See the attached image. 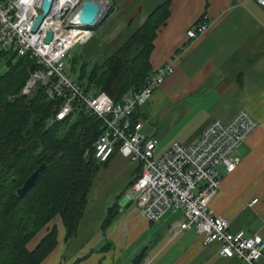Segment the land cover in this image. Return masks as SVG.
<instances>
[{
	"label": "crops",
	"instance_id": "obj_1",
	"mask_svg": "<svg viewBox=\"0 0 264 264\" xmlns=\"http://www.w3.org/2000/svg\"><path fill=\"white\" fill-rule=\"evenodd\" d=\"M162 1L138 0V23ZM197 19L208 29L189 41L184 32ZM174 53L180 57L172 73L135 109L140 132L156 139L154 156H159L173 142L194 141L210 120L227 121L245 110L257 127L236 149L234 169L225 173L218 167V189L209 207L227 220L229 231L264 239V7L253 0H170L168 16L152 40L151 68ZM136 173L137 164L111 155L92 179L75 235L65 241L63 227L56 226V244L44 264H71L81 257L75 264H130L139 255L148 264H243L219 256L218 244H202L192 229L169 233L177 212L148 221L131 205L124 208L121 193ZM113 203L117 214L102 232L100 224Z\"/></svg>",
	"mask_w": 264,
	"mask_h": 264
},
{
	"label": "built area",
	"instance_id": "obj_2",
	"mask_svg": "<svg viewBox=\"0 0 264 264\" xmlns=\"http://www.w3.org/2000/svg\"><path fill=\"white\" fill-rule=\"evenodd\" d=\"M81 1L50 0L46 15L31 31L41 0H0V50L15 57L27 54L38 66L18 93L27 96L37 84L42 85L47 98L59 100L51 121L65 119L76 108L95 116L100 123V132L91 145L95 160L105 162L115 152L139 165V173L132 175L122 193L121 204L130 200L133 209L148 221L158 220L167 210L177 211L179 217L169 225V233L192 229L201 236L202 244L216 242L219 256L258 264L264 257V239L242 230L229 231L227 220L213 214L209 207L218 189V167L225 173L234 169L238 159L233 153L255 129L256 121L243 109L227 121L212 119L194 141L173 142L155 158L156 139L144 136L141 121H132L130 116L172 72L173 61L180 55L174 53L154 67L136 91L124 94L117 102L104 92H85L63 69L72 45H83L92 35V27L73 19ZM90 1L99 7L110 4L108 0ZM253 1L264 7V0ZM207 29L208 24L197 19L184 35L190 41ZM48 31L50 39L44 42ZM130 264H148V258L143 256L138 263Z\"/></svg>",
	"mask_w": 264,
	"mask_h": 264
},
{
	"label": "trees",
	"instance_id": "obj_3",
	"mask_svg": "<svg viewBox=\"0 0 264 264\" xmlns=\"http://www.w3.org/2000/svg\"><path fill=\"white\" fill-rule=\"evenodd\" d=\"M169 4H157L100 61L87 67L81 55L69 54L66 75L85 92H104L115 102L137 90L151 73L152 40L168 16ZM0 61L5 66L0 71V264H38L56 244L54 227L32 250L26 243L55 214L61 218L64 240L75 235L92 179L111 156L101 163L93 157L91 145L100 123L92 114L76 108L65 119L51 121L59 100L47 98L42 85L27 96L18 93L37 67L31 69L33 59L0 51ZM130 118L137 119L135 110ZM40 163L44 167L33 185L18 195L16 189ZM116 214L113 203L100 224L102 232Z\"/></svg>",
	"mask_w": 264,
	"mask_h": 264
},
{
	"label": "rangeland",
	"instance_id": "obj_4",
	"mask_svg": "<svg viewBox=\"0 0 264 264\" xmlns=\"http://www.w3.org/2000/svg\"><path fill=\"white\" fill-rule=\"evenodd\" d=\"M109 1V5L107 6L106 9V15L104 16V18L94 27L92 28V35L90 36V38L86 41V43L90 40V42L86 45H72V47L68 50V53L66 55V57H68L69 54H71L72 52L74 54H79L82 56V61H87L88 65L87 67L92 64L93 62H98L102 59V57L109 53L113 48H115L119 43L122 42V40H124V38L130 34L131 30L133 29V26H135L138 23V20H141V14H139V4H138V0H108ZM106 8V7H105ZM144 18V17H143ZM131 23L130 27L128 29L129 23ZM85 44V43H84ZM93 53L90 51H85V50H89L86 49L88 45L93 46ZM1 51V50H0ZM84 52H87L86 54ZM65 61V58H64ZM5 67V66H4ZM4 67H2V61H0V71L2 69H5ZM33 67H35V65L33 64ZM38 68V66L36 67ZM35 68V69H36ZM32 69V68H31ZM64 72L66 67H63ZM154 68H151V71ZM173 71V70H172ZM172 73V72H171ZM170 73V74H171ZM66 74V72H65ZM29 76V75H28ZM68 76V75H67ZM168 76V75H167ZM28 78V77H27ZM26 78V79H27ZM70 78V77H69ZM72 79V78H70ZM73 80V79H72ZM157 88V87H156ZM155 88V89H156ZM136 91V90H135ZM153 92V91H152ZM150 98V97H149ZM148 98V99H149ZM147 99V100H148ZM146 100V101H147ZM142 105V104H141ZM140 105V106H141ZM139 106V107H140ZM78 109V108H77ZM74 111V110H73ZM72 111V112H73ZM245 111V110H244ZM95 117V116H94ZM251 117V116H250ZM257 123V122H256ZM206 126V125H205ZM204 126V127H205ZM203 127V128H204ZM257 127V126H256ZM255 127V128H256ZM202 128V129H203ZM201 129V130H202ZM200 130V131H201ZM200 133V132H199ZM171 135V133L169 132L167 134V136ZM235 151L233 153V156L235 155ZM155 158L158 157V155L155 154L154 156ZM41 164V163H40ZM102 167H100L99 169H101ZM34 171V170H33ZM27 178V177H26ZM25 178V179H26ZM130 181V180H129ZM129 183V182H128ZM91 185V184H90ZM128 185V184H127ZM126 185V187H127ZM125 187V188H126ZM124 188V189H125ZM123 189V191H124ZM122 191V193H123ZM88 192V191H87ZM121 193V194H122ZM169 211V210H167ZM166 212V211H165ZM164 212V213H165ZM175 212V211H172ZM177 212V211H176ZM163 213V214H164ZM178 213V212H177ZM162 214V215H163ZM179 214V213H178ZM179 217V215H178ZM178 217L173 221L175 222ZM59 224H61L60 226L63 227L62 223H61V218L58 214H55L45 225H43L35 234L34 236L26 243V248L28 250H32L34 248V246L37 244V242L44 236V234L47 232V230H49L51 227H54L55 229V240H56V226H58ZM64 229V228H63ZM54 248V247H53ZM52 248V250H53ZM51 250V251H52ZM50 251V252H51ZM49 252V253H50ZM48 253V254H49ZM47 254V255H48ZM46 255V256H47ZM45 256V257H46ZM44 257V258H45ZM44 258L38 263V264H44ZM133 263V262H132ZM72 264V263H71Z\"/></svg>",
	"mask_w": 264,
	"mask_h": 264
},
{
	"label": "water",
	"instance_id": "obj_5",
	"mask_svg": "<svg viewBox=\"0 0 264 264\" xmlns=\"http://www.w3.org/2000/svg\"><path fill=\"white\" fill-rule=\"evenodd\" d=\"M50 5V0H41L40 9L37 12L34 21L32 23L31 31H35L40 24L43 17L46 15ZM106 8L99 7V5L90 0H82L73 14V19L76 23L84 24L88 27L94 28L106 15ZM51 36V32L48 31L44 37V42H48ZM33 68V65H31ZM44 167V163H41L32 171V173L24 179L21 186L16 189L18 195H22L27 189H29L36 177L40 174ZM131 204L130 200H127L124 204V208H127Z\"/></svg>",
	"mask_w": 264,
	"mask_h": 264
},
{
	"label": "bare ground",
	"instance_id": "obj_6",
	"mask_svg": "<svg viewBox=\"0 0 264 264\" xmlns=\"http://www.w3.org/2000/svg\"><path fill=\"white\" fill-rule=\"evenodd\" d=\"M105 7H106V5H103V6H102V8H105Z\"/></svg>",
	"mask_w": 264,
	"mask_h": 264
}]
</instances>
